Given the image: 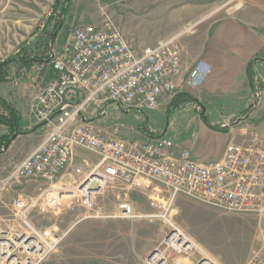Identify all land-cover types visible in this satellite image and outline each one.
<instances>
[{"label": "built area", "instance_id": "2783aa9c", "mask_svg": "<svg viewBox=\"0 0 264 264\" xmlns=\"http://www.w3.org/2000/svg\"><path fill=\"white\" fill-rule=\"evenodd\" d=\"M48 54L55 77L28 102V116L39 126L40 141L0 178V195L16 182L39 180L57 191L55 202L77 192L83 205L91 208L107 184L118 182L127 191L147 195L151 206L165 211L184 196L217 211L263 219L264 145L256 127L244 130L241 142H229L218 161L202 162L164 131L125 140L117 137L121 126L96 124L107 110L158 111L171 102L179 92L178 35L134 48L107 17L97 25L74 27L58 49L50 45ZM209 72L210 66L198 61L182 84L199 86ZM197 138L193 132L192 141ZM79 150L95 160L81 157ZM68 176L72 190L63 186ZM59 182L64 188L55 187ZM38 191L29 201L18 197L13 202L16 216L22 218L37 203L49 202L50 193L42 187ZM134 204L121 203L115 217L148 216ZM67 234L56 225L0 229V264H42ZM259 242L246 264H264V229L259 230Z\"/></svg>", "mask_w": 264, "mask_h": 264}, {"label": "rangeland", "instance_id": "374dc122", "mask_svg": "<svg viewBox=\"0 0 264 264\" xmlns=\"http://www.w3.org/2000/svg\"><path fill=\"white\" fill-rule=\"evenodd\" d=\"M62 1L59 0L58 5L63 4ZM69 1L68 13L53 42L55 49L65 42L74 27L97 25L107 17L127 36L133 37L136 43L147 41L154 34L173 29L178 22L176 16L184 6H197L201 3L199 0ZM242 1L213 0L207 12L209 15H204L211 16L218 7L220 11L190 32L194 36L198 35L214 20L233 14ZM56 4L57 0H0V62L15 57L23 43L32 42L41 34L53 31L61 19L59 10L47 27L43 25ZM205 12H201L200 17ZM5 70V79L0 82V114L8 113V108H12L21 119H25L21 131H29L34 124L26 127L29 120L28 102L31 94L52 78L49 76V65L36 64L25 68L10 62ZM15 80L19 86L15 85ZM259 99L264 104V94L256 96L249 92L224 99L223 104L213 99H202L194 108L187 105L172 111L170 102H164L158 111L145 113L120 110L110 113L107 110L106 116H100L101 120L96 121V124L104 127L121 126L117 137L132 140L142 135L141 131L147 134L163 132L172 120L173 128L182 127L178 116L189 114L188 119H191L197 112L204 113L213 122L212 126H217V120H227L238 137L237 141L241 142L243 131H249L251 122H256L250 119V115L241 120V112L245 106L251 108ZM261 120H264V116ZM257 123L255 127L260 138L264 139V127ZM129 128L136 132L130 133ZM10 132L8 126L0 123V136H7ZM166 134L173 137L172 132ZM40 135L41 131L20 134L6 150L2 149L0 178L28 154L35 146V141L40 140ZM78 154L91 161L95 160V156L88 152L79 150ZM60 185L71 190L73 187L69 179L64 181L63 186L59 182L55 187ZM41 187L50 193L49 202L46 205L37 203L22 218L16 216L13 202L18 197L31 200ZM55 193L57 191L49 189L47 184L39 180L12 184L0 195V229L16 228L24 231L29 225L36 228L56 225L60 230L68 231L55 254L59 264H246L260 245L259 230L264 229V217L259 220L254 216L217 211L184 196L177 197L165 211L161 207L151 206L147 195L135 190L127 191L118 182L107 184L102 193L95 196L91 208L83 205L77 192L73 196L70 192L67 197L56 202ZM128 200L135 202V209L142 210L148 216L133 219L115 217L118 206ZM174 244L182 246L175 247Z\"/></svg>", "mask_w": 264, "mask_h": 264}, {"label": "crops", "instance_id": "0c3cea01", "mask_svg": "<svg viewBox=\"0 0 264 264\" xmlns=\"http://www.w3.org/2000/svg\"><path fill=\"white\" fill-rule=\"evenodd\" d=\"M199 1L202 4L200 3L197 6H190V4L189 6H184L182 12L176 16L178 22L175 23L173 29L154 34V36L147 41L136 43L133 37L127 36V34L122 31L134 48H141L143 45L147 44L155 45L166 37L178 35L181 45V68L180 76L177 80L179 85L178 94H188L190 97L195 98L197 102L187 100L181 102L172 110H177L181 106L187 105L194 108L202 99H213L219 102V104H223L224 102H222V100L235 97L242 93L250 92V94L256 96L258 94L263 95L264 89H253L251 87L247 75V68L250 62L258 57V63L254 65V80L257 82L258 79H263L264 0L242 1L241 4L234 9L233 14L214 20L202 29L198 35L194 36L192 34L193 32L190 31L205 23L213 14L220 11V7H218L213 11L211 16H208L209 14L207 12L211 9L210 6H212L213 0ZM205 10L206 12L202 13V17H200L201 12ZM206 13L208 15H204ZM174 30H177V32L173 33L172 31ZM182 37L183 45L181 44ZM198 61H203L210 66V72L206 80L201 85L194 88L184 86L182 80L187 76L192 66ZM260 99L254 102L251 108L245 106L239 118L245 120V117L250 115V119H254V121L258 122V126L261 124L264 127V120H261L264 116V104L261 103ZM179 113L182 112L180 111ZM178 117L183 126H175V128H173L174 121L172 120L164 132L165 134L168 131L172 132L173 138L177 140L182 147L190 148L194 159L202 162L218 161L222 157L224 149L229 142H238V137L235 135L233 127L228 124V121L225 119L216 121L217 126L221 127L220 130H217L206 126L202 121L200 113L196 112L191 119H188L189 114H182ZM24 120L25 119H22V125L25 123ZM208 121L210 122L209 119ZM31 122L29 118L28 124L26 125L27 128L32 127L31 124L33 123ZM256 122H251L252 127H255ZM210 124L214 125L213 122H210ZM33 126L35 127V125ZM37 131L39 130L37 129L34 132ZM193 132L198 134V138L195 141L191 139V134ZM140 133L142 134L143 132L141 131ZM144 135L143 133L139 137L142 138ZM19 136L20 135H18L16 139ZM262 136H264V133ZM39 141L40 140L35 141L36 144H34V147L38 145ZM261 141L264 145L263 138ZM68 179L72 180L71 177L68 176L64 181ZM55 254L42 264H59L55 259ZM94 261L98 262L97 259Z\"/></svg>", "mask_w": 264, "mask_h": 264}, {"label": "trees", "instance_id": "16d2710c", "mask_svg": "<svg viewBox=\"0 0 264 264\" xmlns=\"http://www.w3.org/2000/svg\"><path fill=\"white\" fill-rule=\"evenodd\" d=\"M63 4H59V0H57V4L52 9V12L50 13V16L45 21V24L43 27H47L54 17V14L59 10L61 19L55 24L53 31L49 34H41L37 38H34V41L23 43L21 48L18 50V53L15 57L7 60V61H1L0 62V82L5 79V68L8 66V63L13 62L17 63L22 67L30 68L33 65L36 64H45L49 65V76L52 78L55 77V72L53 71L51 65H50V58H49V47L54 42L57 33L59 29L61 28L64 17L67 15L69 10V0H63ZM45 33V32H44ZM259 58L256 57L250 62V65L247 68V75L249 79V83L253 89H264V73H263V79H258L257 82L254 80L255 70L254 65L258 63ZM264 70V69H263ZM187 100L196 101L195 98L190 97L188 94L182 93L177 94L170 102V111H172L173 108L178 106L181 102H185ZM202 108L204 106H201ZM141 112L145 113V110H142ZM202 117V121L204 124L212 129L220 130L221 127L219 126H212L210 122L207 119V116L204 113H200ZM0 123L8 126L11 130V132L7 136H0V155L2 153V149H7L9 145L11 144L10 136L14 133L15 129L18 130V135L20 134H28L31 132H34L38 129L39 126L33 127L29 131H21L22 126V119L21 117L13 110L12 108H8V113L6 114H0Z\"/></svg>", "mask_w": 264, "mask_h": 264}, {"label": "water", "instance_id": "95a60500", "mask_svg": "<svg viewBox=\"0 0 264 264\" xmlns=\"http://www.w3.org/2000/svg\"><path fill=\"white\" fill-rule=\"evenodd\" d=\"M18 136V130L15 129L14 133L10 136V142H12Z\"/></svg>", "mask_w": 264, "mask_h": 264}, {"label": "bare ground", "instance_id": "6f19581e", "mask_svg": "<svg viewBox=\"0 0 264 264\" xmlns=\"http://www.w3.org/2000/svg\"><path fill=\"white\" fill-rule=\"evenodd\" d=\"M173 243H174V241H173ZM174 245H175V247L182 246V245H180V244H178V245H177V244H174ZM183 246H184V245H183ZM187 247H188V246H187ZM185 248H186V247H185ZM154 258H155V257H154ZM154 258H153V259H154Z\"/></svg>", "mask_w": 264, "mask_h": 264}]
</instances>
